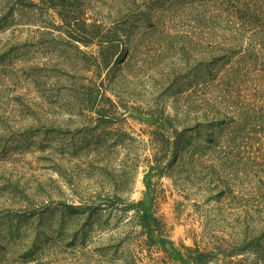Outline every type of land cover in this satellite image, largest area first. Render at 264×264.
Wrapping results in <instances>:
<instances>
[{
  "label": "rangeland",
  "instance_id": "obj_1",
  "mask_svg": "<svg viewBox=\"0 0 264 264\" xmlns=\"http://www.w3.org/2000/svg\"><path fill=\"white\" fill-rule=\"evenodd\" d=\"M215 8L212 13L220 17L214 31L237 51L230 54L226 69L231 76L239 74L238 105L262 119L247 127L243 121L226 120L222 149L211 160L218 164L216 157L227 155V179L235 187L234 196L242 195L236 201H247L249 214L255 215L252 210L264 209V34L259 28L241 27ZM23 10L0 31V110H6L5 116L11 108L20 113L25 101L38 103L37 90L67 92L69 71L58 64L79 51L97 49L70 40L53 10ZM86 17L91 24L92 11ZM152 83L138 87L140 93L127 102L129 107L136 102L142 112L118 106L111 112L113 120L103 122L66 120L67 114L61 113L58 122L68 130L62 146L50 134L41 153L27 147L22 156L14 151L0 157V264H259L253 252L227 253L232 240L227 225L232 201L227 196L219 199L214 186L200 182L191 188L174 182V136L164 162L156 164L146 148L136 168L128 164L129 140L144 146L153 132L170 133L147 106L162 104L163 116L174 125L183 119L174 111L180 96H162ZM106 96L115 100L109 89ZM230 111L238 117V108ZM38 126L36 120H0V153L8 141L42 139ZM233 138L235 142L229 140ZM86 141L92 144L83 147ZM101 141L104 147L95 150L93 143ZM73 142L82 145L73 151ZM194 173L204 175L198 168ZM9 179L15 184L4 183Z\"/></svg>",
  "mask_w": 264,
  "mask_h": 264
},
{
  "label": "trees",
  "instance_id": "obj_2",
  "mask_svg": "<svg viewBox=\"0 0 264 264\" xmlns=\"http://www.w3.org/2000/svg\"><path fill=\"white\" fill-rule=\"evenodd\" d=\"M92 5H96L97 10ZM215 5L241 27L259 28L258 33L264 34V0H38V3L0 0V31L12 25L20 9H38L40 13L53 10L67 27L70 40L85 47L97 46L90 54L79 51L70 55L64 64L60 63L61 66L58 64L69 71L67 77L71 82L64 87L67 92L37 90L39 102L25 101L20 113L11 108L5 116L6 110H0V120H36L39 123L36 132L43 136L33 142L28 137L8 141L1 147L0 157L13 155L14 151L22 156L27 147L41 153L48 143L45 136L50 134L57 137L62 146L68 130L58 122L63 120L61 113L67 114L66 120L103 122L113 120L111 112L118 106L142 112L136 102L130 107L127 102L140 93L138 87L151 81L162 96L172 92L180 96L179 107L174 111L183 119L180 125H174V120L163 116L162 104L154 102L147 106L148 113L158 122L163 121L170 133L153 132L152 139L144 146L134 139L129 140L128 164L136 168L147 149L151 150L156 164L164 162L170 150V137L174 136L170 166L174 182L188 188L200 182L204 187L214 186L218 198L227 196L232 201L227 224L232 240L227 245V253L250 251L259 264H264V209L252 210L255 215H250L247 201L241 202L240 198V202L236 201L240 195L234 196L235 187L227 179L231 175L230 170L227 171L231 167L229 160H225L227 155L217 156L218 164L211 160L217 152L220 154L218 149H222L226 120H240L247 127L262 119L261 115L252 116L251 109L238 105L239 74L231 76L226 69L232 58L230 54L237 51L231 50L226 39L218 37L214 31L215 21L220 17L212 13ZM208 8H212L210 12ZM88 10L93 13L91 24H87ZM187 20L189 22L185 23ZM118 88L120 90L115 91ZM107 89L115 100L106 96ZM232 106L239 109L237 118L232 117L235 113L230 111ZM228 113L232 115L227 116ZM119 131L116 133L121 137ZM229 140L235 142V138ZM83 143V147L92 144L91 141ZM71 144L73 151L82 145L80 142ZM93 145L95 150L104 147L102 141ZM195 168L204 175L196 177ZM13 181L9 179L4 183L10 186L15 184ZM253 198L258 199V196ZM150 224L148 221L146 225L149 231Z\"/></svg>",
  "mask_w": 264,
  "mask_h": 264
}]
</instances>
